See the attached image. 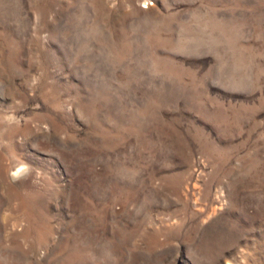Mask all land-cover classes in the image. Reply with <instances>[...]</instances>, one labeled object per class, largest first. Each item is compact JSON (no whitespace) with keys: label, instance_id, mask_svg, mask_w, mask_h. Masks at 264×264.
Masks as SVG:
<instances>
[{"label":"rangeland","instance_id":"rangeland-1","mask_svg":"<svg viewBox=\"0 0 264 264\" xmlns=\"http://www.w3.org/2000/svg\"><path fill=\"white\" fill-rule=\"evenodd\" d=\"M0 264H264V0H0Z\"/></svg>","mask_w":264,"mask_h":264},{"label":"bare ground","instance_id":"bare-ground-1","mask_svg":"<svg viewBox=\"0 0 264 264\" xmlns=\"http://www.w3.org/2000/svg\"><path fill=\"white\" fill-rule=\"evenodd\" d=\"M20 170L22 171V168H18V169H16V170H14V172H13V175H15L16 173H20Z\"/></svg>","mask_w":264,"mask_h":264}]
</instances>
